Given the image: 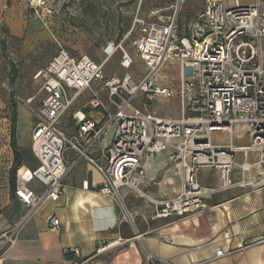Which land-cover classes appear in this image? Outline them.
<instances>
[{
    "label": "built area",
    "instance_id": "2783aa9c",
    "mask_svg": "<svg viewBox=\"0 0 264 264\" xmlns=\"http://www.w3.org/2000/svg\"><path fill=\"white\" fill-rule=\"evenodd\" d=\"M176 6L165 25L151 24L141 39L134 41L135 54L145 72L136 83L132 76L106 75L103 66L118 56V67L128 71L134 58L126 50L125 38L108 41L101 49L104 60L95 63L86 55L72 57L58 45L56 54L38 72L42 99L37 123L31 132V151L37 167L21 166L15 173L16 200L25 208L20 219L0 233V259L12 248L20 228L46 202H57L63 183L74 162L65 160L67 148L85 159L102 177L99 193L121 205L119 190L128 189L140 197L150 162L166 150L169 161L182 178V191L172 199L151 202L152 219L179 220L208 208L204 199L215 190L201 186L197 173L202 169L220 171L221 188L230 184L235 148L211 143L214 133L232 134L243 128L248 136L246 150L264 164V10L262 0L225 6L221 0L207 2L203 12L180 36ZM48 0H31L35 12L48 7ZM170 59L179 61L176 91L156 83L155 76ZM89 99L83 109L97 112L99 118L83 111L71 114L75 133L67 137L59 122L83 94ZM157 96L177 99L179 118L165 119L150 111ZM141 105L133 104L134 100ZM109 144L102 147L106 132ZM93 152H98L93 157ZM241 171L250 169L246 164ZM35 184L43 188L35 192ZM84 188H87L85 183ZM135 216L124 210L122 221L133 223ZM51 230L59 227L54 215L46 218ZM102 250L99 249V251ZM68 254L80 258L78 249ZM217 251L216 258L225 256ZM81 262L80 264H83ZM76 264V263H75ZM143 264H159L147 255Z\"/></svg>",
    "mask_w": 264,
    "mask_h": 264
},
{
    "label": "crops",
    "instance_id": "0c3cea01",
    "mask_svg": "<svg viewBox=\"0 0 264 264\" xmlns=\"http://www.w3.org/2000/svg\"><path fill=\"white\" fill-rule=\"evenodd\" d=\"M29 1L0 0L1 20L16 37L21 36L16 24L19 18L22 20L23 13L19 17L7 12H23ZM58 1L48 0L47 4L58 8ZM81 97L82 104H79ZM88 99V94L83 93L72 106L79 104L76 112L99 118L97 112L83 109ZM68 120L73 122L70 115ZM21 125L22 130L23 124L17 121V144L29 149L31 138L25 131L19 139ZM72 130L70 136L75 133V125ZM110 134L108 131L104 135L102 147L109 144ZM213 135L214 146L231 145L236 149V167L230 173V184L226 189L221 188L219 170H199L197 182L215 192L205 197L206 210L179 220L152 219L151 202L175 198L182 191V178L168 158L171 150L150 162L142 185L145 198L121 188L119 205L99 193L101 175L67 148L65 160L74 163L65 177L58 201L44 202L23 224L0 264H143L147 255L159 264H264V164L259 163L257 153L245 149L249 140L243 128H234L227 142L220 141V133ZM92 156L97 157L98 152ZM242 164L250 169L241 171L238 166ZM1 187L0 233L13 226L25 211L16 199L10 198L7 183ZM34 187L37 194L43 190L38 184ZM124 210L135 216L133 223L122 221ZM51 214L59 221L56 230H51L46 223ZM71 248L78 249L80 258L68 254ZM217 251L227 255L216 258Z\"/></svg>",
    "mask_w": 264,
    "mask_h": 264
},
{
    "label": "rangeland",
    "instance_id": "374dc122",
    "mask_svg": "<svg viewBox=\"0 0 264 264\" xmlns=\"http://www.w3.org/2000/svg\"><path fill=\"white\" fill-rule=\"evenodd\" d=\"M209 1L212 0H183L176 16L180 36L187 34L188 24L204 11ZM221 1L225 6L234 2ZM238 1L245 5L254 0ZM29 2L23 12H7L19 17L23 13L22 20L19 18L16 24L21 32L20 37L13 35L6 22L1 20L3 16L0 17V144L5 131H10L12 113L23 124L24 130H21L22 125L19 129V139L23 131L31 138L42 99L40 87L43 79L37 77V74L56 54L58 45L72 57L86 55L101 64L104 60L101 49L105 43L125 38L124 45L134 58V65L128 71H123L118 67L119 57L116 56L104 64L103 70L106 75L118 77L128 73L138 83L145 69L132 43L144 36L143 30L149 25H165L176 6L175 0H59L58 8L53 4L35 12L29 7ZM262 4L264 8V0ZM179 73V61L170 59L157 72L155 81L176 91ZM79 101L82 104V97ZM79 104L69 108L63 122H59V128L64 130L67 137L73 133L74 128L73 122L68 120L69 115L71 117L77 111ZM133 104L139 106L141 101L136 99ZM149 109L157 117L165 119H176L180 115L177 99L162 96H157ZM219 137L220 141L229 140L226 133H220Z\"/></svg>",
    "mask_w": 264,
    "mask_h": 264
},
{
    "label": "trees",
    "instance_id": "16d2710c",
    "mask_svg": "<svg viewBox=\"0 0 264 264\" xmlns=\"http://www.w3.org/2000/svg\"><path fill=\"white\" fill-rule=\"evenodd\" d=\"M10 123V131H5V135L2 138L3 142L0 144V190L2 189L1 186L7 183L10 198L15 200L16 170L21 166L35 169L37 167V161L31 151V140L29 149L21 148L17 144V119L15 113H12ZM32 164H35L33 165L34 167L31 166Z\"/></svg>",
    "mask_w": 264,
    "mask_h": 264
}]
</instances>
